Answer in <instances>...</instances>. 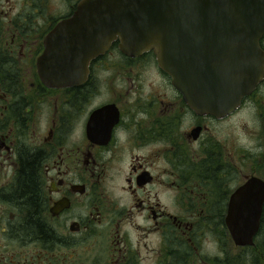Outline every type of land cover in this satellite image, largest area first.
<instances>
[{
    "label": "flooded vegetation",
    "instance_id": "af4514ba",
    "mask_svg": "<svg viewBox=\"0 0 264 264\" xmlns=\"http://www.w3.org/2000/svg\"><path fill=\"white\" fill-rule=\"evenodd\" d=\"M82 1L0 0V264H264V204L253 245L227 225L236 191L264 183V130L232 191L246 159L215 133L231 116L197 115L153 52L117 42L84 84L43 83L46 40Z\"/></svg>",
    "mask_w": 264,
    "mask_h": 264
},
{
    "label": "water",
    "instance_id": "95a60500",
    "mask_svg": "<svg viewBox=\"0 0 264 264\" xmlns=\"http://www.w3.org/2000/svg\"><path fill=\"white\" fill-rule=\"evenodd\" d=\"M263 40L264 0H84L47 38L39 74L51 89L80 86L119 42L129 57L153 52L187 105L221 120L264 82ZM263 204L255 177L231 197L236 245H253Z\"/></svg>",
    "mask_w": 264,
    "mask_h": 264
},
{
    "label": "rangeland",
    "instance_id": "374dc122",
    "mask_svg": "<svg viewBox=\"0 0 264 264\" xmlns=\"http://www.w3.org/2000/svg\"><path fill=\"white\" fill-rule=\"evenodd\" d=\"M261 94L248 100L239 112L231 116L228 124L217 127L215 131L220 139L225 135L230 136V152L234 151L231 160L234 156H238L237 152H240L241 155V159H237L239 162L246 159L242 163V169L231 172L229 176L232 181V191L236 189L238 181L239 183L243 182L246 176H251L254 169L256 135L258 131L264 130V118L259 116L260 111L264 115V96H261ZM244 152H246V155Z\"/></svg>",
    "mask_w": 264,
    "mask_h": 264
},
{
    "label": "trees",
    "instance_id": "16d2710c",
    "mask_svg": "<svg viewBox=\"0 0 264 264\" xmlns=\"http://www.w3.org/2000/svg\"><path fill=\"white\" fill-rule=\"evenodd\" d=\"M234 171H235V170H234V168H233V167H231V169H230V172H232V173H233Z\"/></svg>",
    "mask_w": 264,
    "mask_h": 264
}]
</instances>
